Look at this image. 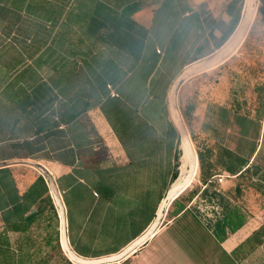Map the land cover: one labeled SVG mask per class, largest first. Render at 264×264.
I'll use <instances>...</instances> for the list:
<instances>
[{
	"label": "crops",
	"instance_id": "obj_1",
	"mask_svg": "<svg viewBox=\"0 0 264 264\" xmlns=\"http://www.w3.org/2000/svg\"><path fill=\"white\" fill-rule=\"evenodd\" d=\"M140 3L132 15L143 37L136 57L105 46L102 60L73 61L65 77L43 66V78L26 93L46 99L50 78L61 99H87L90 106L82 113L99 111L96 118L109 133L101 132V141L84 133L81 115L70 123L56 117L53 125L47 107L0 114V163L34 159L51 171L65 206L69 245L86 259L117 255L155 221L185 172L168 107L171 85L186 67L229 41L245 0ZM238 51L178 88V109L198 166L192 186L170 202L146 240L105 264H264V88L248 79L244 62L251 61ZM80 71L86 74L82 82ZM107 83L119 97L108 95ZM31 129L41 132L31 135ZM191 189L196 193L188 202ZM49 191L30 165L0 167V261L16 264L11 239L60 234Z\"/></svg>",
	"mask_w": 264,
	"mask_h": 264
},
{
	"label": "trees",
	"instance_id": "obj_2",
	"mask_svg": "<svg viewBox=\"0 0 264 264\" xmlns=\"http://www.w3.org/2000/svg\"><path fill=\"white\" fill-rule=\"evenodd\" d=\"M140 7V0H0V114L7 118L14 107L21 113L29 108H49L47 100L54 101L58 93L53 85L47 87L46 99L26 95L42 76L40 67L65 77L73 61L86 65L102 60L105 46L136 57L143 37L132 15ZM262 68L264 74V65ZM80 73L81 81L85 80L86 74ZM79 92H85L83 87ZM84 99H72L61 106V119L70 123L87 111L90 103ZM189 192L188 202L196 191ZM48 196L56 211L50 191ZM56 215L58 218L57 211ZM26 238L11 239L16 264L71 263L61 247L59 230L49 239Z\"/></svg>",
	"mask_w": 264,
	"mask_h": 264
},
{
	"label": "water",
	"instance_id": "obj_3",
	"mask_svg": "<svg viewBox=\"0 0 264 264\" xmlns=\"http://www.w3.org/2000/svg\"><path fill=\"white\" fill-rule=\"evenodd\" d=\"M247 3L248 4L250 3L249 4L250 7L248 10L249 18L244 20V9H245V6L247 5ZM258 3H259V0H245L244 8H243V16H242L241 22L229 40H231L234 36V38L232 39V41H233L237 37V34L239 33L240 30H242V33H241L242 35L243 34L248 35V32H249V30L252 26V23H253L254 15L258 9ZM246 37L243 39H237L234 47H237L236 49H239L241 47V45L243 44L244 40L246 39ZM232 52L231 53L230 52L224 53L221 57H219L213 63L210 61L214 57H216L217 54L211 56L208 59V62L197 70H189L188 67H186L181 72V74L172 83L171 88H170V92H169V98H168V107H169V111H170V116H171L173 123L175 124V126L177 127V129L179 131L182 145L185 144V147L182 146L183 153H185V151H188V153H189V159L187 160L185 185L183 187H178L174 193L172 192V188H173V185H172V187L170 188L169 192L167 193V195H166V197H165V199H164V201H163V203H162V205H161V207H160V209L156 215V219L153 222V224L151 225V227L139 238V240H137L135 243H133L131 246H129L127 249L123 250L122 252L118 253L117 255H113V256H109V257H105V258H101V259H86V258H83V257L77 255L71 249L69 242H68V238H67V221H66V214H65V206H64L60 191H59L57 184L55 182L54 176L52 175L51 171L44 164H42L39 161L32 160V159L13 160V161H6L3 163H0V167H5V166L11 165V164H27V165H30V166L38 169L41 172V174L43 175V177L45 178V180L48 184L50 194L53 198L54 204H55L57 211H58V216L60 219L61 247H62L64 253L66 254V256L72 262H74L76 264H105V263L116 262V261L121 260L128 253H130L132 250H134L138 245H140L144 240H146L155 231V229H157V227L160 225V222H161L170 202L182 190H184L187 187L192 186L190 180H191V176L193 174L194 168H195V155H194V150H193V147L191 144L189 134L187 132L183 118H182L180 111L178 109L177 91H178V88L181 85V83H183L185 80H187L188 78H190L194 75H198L202 72H205V71H207V69H210L213 66H218L219 64L224 62V60H226L228 57H230V55L233 54ZM179 114H180V117L178 116Z\"/></svg>",
	"mask_w": 264,
	"mask_h": 264
},
{
	"label": "rangeland",
	"instance_id": "obj_4",
	"mask_svg": "<svg viewBox=\"0 0 264 264\" xmlns=\"http://www.w3.org/2000/svg\"><path fill=\"white\" fill-rule=\"evenodd\" d=\"M246 38H247V40H244L245 42H243V44L241 45V48L238 51V54L242 55L243 52L247 53V58L251 61V63H249L247 61L244 62V65H245L244 67H245V70L249 71V78L248 79L254 81L255 86L258 88V87H260L261 83L263 82V80H262L263 79L262 78L263 77L262 65H264V0H259L256 18H255L254 22L252 23V27L250 28ZM228 42H226L220 49H218V51L221 50L222 48H224ZM237 74L240 76L243 74V76H241V78L247 79V76L244 74V72H238ZM53 81H54V79L52 80V79L48 78V81H47L48 86L47 87H50L51 85H53L54 90L56 89L58 91V88L56 87V85H54ZM56 92L53 91L52 94H56ZM59 93H60V91H58V93L55 95V97H53L55 99L54 101L50 102V100H47V101H49L48 107L51 110L49 118L54 120V122H52L53 125H56L55 124L57 121L56 117L61 120V117L59 116V114H60L59 109L61 108V106H63L64 104H68L70 102V101L69 102L66 101L65 99H61L60 95H58ZM85 100L86 99H84V101ZM86 101H88V100H86ZM77 104H79L78 106H82V103H76V105ZM97 112L98 113L95 114V116L93 114H87V116H85V114L82 113L81 116L79 117V119H77V120L79 121L81 126H84V133H86V135L87 134L92 135L93 138L95 137L94 138L95 140L101 141V139H100V137H102L101 134L106 132V135H108L109 133H108V131H105V128H103L102 125H100L99 120H97L96 117L101 116L99 111H97ZM2 115L3 114H1V117L4 118V115L3 116ZM62 115H63V112H62ZM80 118L83 120H80ZM93 119L95 121H93ZM60 123H63L64 127L66 126V124L64 122L61 121ZM60 123H59V125H60ZM40 132L41 131H36L35 129H31V135H34V134L39 135ZM106 138L109 141H113L111 137L110 138L106 137ZM104 141H105V139H104ZM69 264H76V263L71 261V263H69Z\"/></svg>",
	"mask_w": 264,
	"mask_h": 264
},
{
	"label": "bare ground",
	"instance_id": "obj_5",
	"mask_svg": "<svg viewBox=\"0 0 264 264\" xmlns=\"http://www.w3.org/2000/svg\"><path fill=\"white\" fill-rule=\"evenodd\" d=\"M250 4V3H249ZM249 4L247 3V5L245 6V9H244V20H246V19H248L249 18V16H248V10H249ZM256 14H257V11H256V13H255V15H254V18H253V21H254V19H255V17H256ZM242 33V30H240L239 31V33L237 34V37L232 41V39L234 38V36H233V38L227 43V45L224 47V48H222L221 50H219V51H217L216 53H214L213 55H216L217 54V56L216 57H214L210 62H214L215 60H217L219 57H221L224 53H226V52H232L233 54L232 55H230V57H232L237 51H238V49H236L237 47H234V45L236 44V41H237V39H243V38H245L246 36H247V34L245 35V34H241ZM240 47V46H239ZM213 55H211V56H213ZM210 56V57H211ZM210 57H208L207 59H204V60H201V61H198V62H196V63H194V64H192V65H190V66H188V69L189 70H197V69H199V68H201L203 65H205L207 62H208V59L210 58ZM230 57H228L227 59H229ZM226 59V60H227ZM226 60H224V61H226ZM216 66H213L212 68H210V69H207V71H209V70H211V69H213V68H215ZM179 117H180V114L178 115ZM177 116V117H178ZM182 146H184L185 147V144H183ZM193 147V146H192ZM194 150V149H193ZM194 155H195V168H194V171H193V174H192V176H191V180H190V182H192V180H193V178H194V176L196 175V173H197V169H198V166H197V160H196V154H195V151H194ZM189 159V153H188V151H185V153H183L182 154V163H183V166H182V168L185 170V172L183 173V175L181 176V178L179 179H177V181H176V183H174L173 184V188H172V192L174 193L175 191H176V189L178 188V187H183L184 185H185V177H186V169H187V160Z\"/></svg>",
	"mask_w": 264,
	"mask_h": 264
},
{
	"label": "built area",
	"instance_id": "obj_6",
	"mask_svg": "<svg viewBox=\"0 0 264 264\" xmlns=\"http://www.w3.org/2000/svg\"><path fill=\"white\" fill-rule=\"evenodd\" d=\"M157 52H160V49H157ZM107 90H108V95L110 97H119V92L117 90V88L115 87V85H113L112 83H107L106 84ZM60 127H64V125L62 123H60L59 125ZM218 182H222L223 181V177L219 176L217 178ZM215 181L214 178L210 179V182Z\"/></svg>",
	"mask_w": 264,
	"mask_h": 264
}]
</instances>
